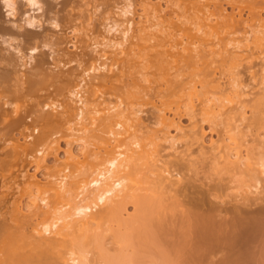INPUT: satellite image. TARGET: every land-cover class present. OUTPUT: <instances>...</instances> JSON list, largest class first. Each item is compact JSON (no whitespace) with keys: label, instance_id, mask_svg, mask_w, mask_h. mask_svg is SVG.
Returning <instances> with one entry per match:
<instances>
[{"label":"bare ground","instance_id":"obj_1","mask_svg":"<svg viewBox=\"0 0 264 264\" xmlns=\"http://www.w3.org/2000/svg\"><path fill=\"white\" fill-rule=\"evenodd\" d=\"M61 1L0 0V170L4 167V159L15 157V148L21 146L8 147L15 143L9 137L16 129L25 140L53 144L56 139L52 136L67 125L70 131L67 136L71 138L67 144L71 148L67 149L64 158L54 156V161L64 159L66 163L79 164L83 162L80 158L92 156L97 159L95 149L99 146L94 136L98 135L88 133L108 122L102 131L107 134L104 141L111 148L106 150L105 147V155L93 163L85 175L74 170L58 174L51 181L56 196L54 203L40 197L30 204L16 205L11 221L22 242L17 253L19 261L27 264H88V252L80 243L76 248L60 250L58 240L73 236L80 240L91 233V242L104 251L103 236L110 231L121 248L112 243L113 253H102L105 264H264V183L259 191H252V188L258 189L256 184L264 174V153L258 151L253 157L248 147L241 153L238 147H230L235 140L231 135L224 138L232 142L225 144L228 152L223 157L207 156L211 148L205 152L200 145L195 155L192 151L180 154L174 150L167 159L156 148L157 140L175 148L177 138L164 130L171 125L175 126L180 138L189 136L195 142L203 134L201 126L195 130L199 123L210 122L211 129L215 123L222 124L230 134L250 128L245 97L251 95L252 88L239 80V67L253 56L252 53L244 55L246 48L259 49V55L264 53V17L256 11L264 0H115L113 8L124 17L125 27L118 30L120 24L111 21L104 24V31L108 34L118 31L120 40L105 37L106 41H98L85 33L91 41L92 51H97L101 45L111 50L114 58L108 62V57L103 59L102 54H97L94 65L84 70L76 88L68 91L67 98L76 104L73 118L68 120L58 116L64 111H56V114L48 111L53 106H61L53 99V94L37 103L36 109L20 113V105L31 104V96L39 92L31 91L39 81H23L25 72L21 68L30 71L29 75H37L44 64L37 54L53 48L55 34L50 31L62 28L58 16L65 4L62 3L60 10V5L56 7ZM107 1L94 3L90 14H95ZM137 10L142 11L146 20L136 31L132 17ZM244 11L249 16L254 15L257 23L244 30L241 40H236L231 35L239 29L237 24L246 23L247 19H242ZM146 22L149 23L144 25ZM71 30L77 31L75 27ZM252 33L256 35L252 37L251 46L248 35ZM122 54L130 56L132 63L128 64L129 59L120 60ZM122 60H126L129 76L134 74L131 70L137 68L134 71L139 75L136 82L149 81L148 77L155 73L164 81V90L188 89L186 98L176 102L174 108L163 102L154 106L157 114L152 123L163 127L152 130L149 135H137L143 127L146 132L149 129L147 124L142 125L139 115L142 110L134 108L133 100L123 102L119 98L99 107L81 92L80 87L86 84L87 77L88 80L102 78L103 82L118 81L125 85L127 82L120 79L122 67L118 71L120 75L114 71ZM250 68L249 65L246 70ZM185 70H190L189 74L193 76L215 74V70L220 75L225 74L224 70L230 74L226 76L227 81L221 76L213 79V84L199 81L204 91H211L199 97L197 85L189 84L193 79L186 82L181 79ZM90 71L100 74L90 75ZM12 78H15V84L10 83ZM259 83L264 86V74ZM23 84L28 91H22ZM186 84L189 85L186 87ZM149 88L142 87V91ZM164 110L173 113L171 120L167 119ZM183 111L190 120L189 131L180 124ZM29 116L33 117L31 129L25 124V118ZM174 116L178 121H174ZM35 128L40 131L37 136L32 133ZM160 132L162 136L158 135ZM72 141L82 143L80 148L77 147L79 152L77 148L73 149ZM33 151L37 164L46 161L44 155L48 153L42 148ZM251 159L254 161L249 163ZM139 162L147 170L144 181L131 179L132 170ZM225 174L228 177H223ZM245 175L251 181L244 183L247 187L244 193L254 194L253 199L246 198L241 192L243 187L237 185L231 187L233 196L215 194L214 190L221 188L223 183H233ZM2 185L4 181L0 179ZM189 189L194 190L198 198L190 197ZM128 203L133 205V213L127 214L126 218L131 221L133 214L139 213L144 234L142 248L133 252L122 248L134 238L132 229L121 233L111 225L104 227L109 216L121 218V211L126 210ZM24 207L30 211L24 213ZM38 212L46 215V221L35 224L33 234H25V224ZM3 227L10 228L0 216V231Z\"/></svg>","mask_w":264,"mask_h":264},{"label":"rangeland","instance_id":"obj_2","mask_svg":"<svg viewBox=\"0 0 264 264\" xmlns=\"http://www.w3.org/2000/svg\"><path fill=\"white\" fill-rule=\"evenodd\" d=\"M98 1L99 0H62L56 5V7H59L60 5V10L62 3L65 4V9L60 10L58 16V21L62 28L57 31H50L55 34L53 37V48L51 50L46 48L43 52L37 54V57H41L44 60V64L39 67L37 75H29L31 73L30 71L28 72L26 71L27 69L24 70V68H21V71L25 72V75L22 77L23 81L26 82L30 79L39 81L38 84L32 86L31 90L39 92L31 96V104L27 106L19 104L20 107L18 108V112L23 113V110L36 109L37 103L41 102V100L48 95L52 97L53 94V99L58 100V102L61 103V106H58L57 108L53 106V108H49L48 111L52 113H55L56 111H64L63 115H57L68 120L73 118L72 114L76 104L74 105V101H71L69 98H67V95H69L68 91L76 88L80 78L84 74V70L94 65V60L99 56V54L103 55V57H101L103 59L108 57V62L114 58V55L110 53L111 50L101 45L98 46L97 51H92V46H89L91 41L88 36L85 35V33L87 32L90 37H93L98 41H104L105 37L109 39L120 40V33L118 31L109 34L106 33L104 31V24L106 22L110 23L111 21H116L118 25L120 24L118 30H122L125 27L124 17L118 15V10L113 8L115 0H108L105 5L99 7L95 14L91 15L90 10H93L92 5ZM227 8L228 11H230V7ZM256 11H259L261 17H264V2L259 3V7L256 9ZM141 13V10H137L132 17L134 22L133 28L136 29V31L146 20V18ZM246 13L247 11H244L242 16V19H247L246 23L237 24L236 26L239 27V29L234 35H231L236 40H241L245 35L244 30H249L251 26H254L257 23V21H255L256 17L254 15L249 16ZM140 14L141 16H139ZM148 23L149 22H146L144 25H147ZM73 27H75L77 31L73 32L71 30ZM157 34L160 35L159 32H157ZM255 35L256 33L248 35V44L251 46L253 41L252 37H255ZM132 40L135 41L136 39ZM247 50L249 49L246 48L244 55L247 53H252L253 56L247 63L243 62V66L239 67L241 72L239 80L242 81L243 84L247 85L248 88H252V91H250L251 95L245 97V102H247L246 116L248 118V124L250 128L247 130L243 129L241 132H233L230 134L226 133L224 125L222 124L215 123L211 129L210 122L199 123L195 130L201 126L203 134L202 138L195 142L194 140H191L189 136L180 138L176 129L174 128L175 126H168L164 130L168 131L170 136H175L178 141L175 145V148H170L168 143L164 142L163 140H157L158 145L156 148L163 158H170V155L175 153V151L177 153L180 152V154H187L192 151L193 155H195L200 145H202L203 151L205 152H208L209 148H211V150H209L207 153V156L214 154L223 157L228 152L225 144L232 142L224 140V138L229 135L235 137V140L231 143L230 147H238V151L241 153L246 152V147H248L249 151H252L251 154L253 157L256 156L258 151L262 154L264 153V86L259 83L261 82V76L264 74V53L259 55V49H250V52H247ZM119 59H129L127 61L129 62L128 64L132 63L130 62V56H126L124 54L119 56ZM57 61L60 62L56 63ZM124 61L126 62V60H122L119 62V64L117 63L118 65L114 71L118 73L120 67H122L123 71L121 73L122 76L120 79L123 82H127L125 85L118 81H114L112 84L111 82H103L102 78L88 80L87 77L86 84L80 87L81 92H83L87 100L94 101L96 106L99 107L106 106L109 103H114L120 99H122L123 102L133 100L134 103H136L134 104V108H140L142 110V113L139 114L143 121L142 125L145 126V124H147V128L149 129V131L146 132L144 131L146 128L143 127L142 132H138L137 135H149L153 133L152 130L163 127L162 125L152 123L155 115L157 114L155 107H158L160 103L163 102L169 103L171 107L174 108L176 102L182 101L186 98L185 94L188 93V89H185L184 91L164 90V81L161 79V76L156 75L155 73L148 77L149 81L136 82V76L138 77L139 75L137 73L135 74L134 71L137 70V68L132 69L131 71L134 74L129 76V73H127L128 66ZM55 64L58 65L55 66ZM249 65L251 68L246 70V67ZM215 71V74L211 75L200 74V76H193L189 74L190 70H185V74L181 77V79H183L185 82L193 79V81L189 84L195 83L197 85L196 92L199 94V97H204L205 95L210 94L211 91H204L205 88L202 89L200 87L199 81H202L205 84H213V79L219 76H221L222 79L225 78L226 80H224L227 81L226 76L230 74V72H227L226 70H224L225 74L222 75H220L218 70ZM170 72H172V70ZM93 73L100 74L99 72L90 71V75ZM116 75H120V72ZM224 80H220V82H223ZM10 83L15 84V78H12ZM188 85L186 84L185 86L187 87ZM146 86H149L151 89L149 88L147 91H142V87ZM120 87H122V89H119ZM25 88L26 85L24 86L23 84L22 91H28ZM158 88L160 91H157ZM126 89L131 91H121ZM248 99L251 100L249 101ZM137 103H140V105ZM251 110H253V113H251ZM164 111L167 119L171 120L173 113L168 110ZM31 118L33 117L29 116L25 118V124L30 125V129L32 128ZM174 121H178L177 116H174ZM180 124L185 127V131H189L190 120L184 111L180 117ZM65 126L66 127L62 128L61 132L52 136V138L56 139L55 143L53 144H48L49 142L39 144L35 143V141L32 139L25 140L18 134V129L13 132L14 135L9 137L15 143H12L8 147H13L15 145L21 146L15 148L17 151V155L15 157L4 159V167L0 170V179L4 181V185L0 186V216L5 221V223L10 226V228L3 227L2 231H0V264H27L20 262L17 256L22 242L20 240V234L18 233L19 231L14 228V223L11 221L16 205L21 206L24 204H30L33 200H36L40 197H46L48 201L54 203L56 201V196L54 195V191L51 189V181H53L54 178L58 176V174H62L64 172L69 173L74 170L75 173L83 172L85 175L87 174L86 170L90 169L92 164L96 163L99 158L105 155V151L111 148V145L105 142L107 134L103 133L102 131V129H106L108 126V122H106L105 125L100 129L88 133L90 135H98L94 136V140L97 142L100 148L95 149V152L98 156L97 159H94L92 156L80 158V160L83 162L79 164L66 163L63 161L64 159H61L60 162H55L54 158L57 157L56 155H58V158H64L67 149L69 147L71 148V146L67 144L69 140L71 141V138L67 136L70 131L67 130V125ZM32 133L33 135L37 136L40 131L38 128H35ZM9 135L10 134H8V136ZM158 135L162 136V132H160ZM75 142L72 141L71 144L72 147H74L73 149H76L77 147L80 148V144L82 143L77 141ZM190 143H192L191 146L189 145ZM40 148H42V150L48 154L44 155L46 161L37 164V159L33 155V150ZM79 148L76 149L77 152H79ZM7 149L8 148H5V150ZM232 152H234V150ZM253 161L254 159H251L249 163ZM143 167L144 165L139 162L138 165L132 170L131 179L136 181H144L147 170ZM223 177L228 176L225 174ZM260 178V181L256 184L258 189L252 188V191L256 192L261 189V184L264 183V174H261ZM225 181L226 180L223 182ZM250 181L251 179L248 177V175H245L233 183H223L221 188L214 190V192L216 195L222 197L225 195L233 196L235 193L233 192L234 189L231 190V187L237 185L244 188H241V192L243 191L242 193L246 198L253 199L255 196L254 194L244 193L247 188L245 187L246 184L244 183ZM197 184L198 183H196V185ZM189 191L191 193L190 197L193 196V199L198 198L196 194H194V190L189 189ZM29 211L30 210H27L24 207V213H28ZM131 213H133V205L128 203L126 205V210L121 211V218L118 219L116 217L109 216L108 221L104 225V227L111 225L112 229L119 230L121 233L126 230H133L132 236L134 238L130 243H128V245H124V247H122L126 249L127 252L140 250L143 245L142 237L144 236L141 231L142 221L139 218V213L133 214L132 220L130 221L126 218V216L127 214ZM45 218H47L46 215H42L41 212H38V215L33 216L30 222L25 224L24 233L27 235L33 234V226L42 222L45 220ZM129 222H131L130 227ZM104 235L103 248L106 251H100V249L91 242V233L80 240L77 239V236H73L71 239L60 238V240H58V249L63 250L64 248L69 247L76 248V246L80 243L82 248L88 252L86 256V261L88 264H105L102 253H113L111 249L112 243L118 248H121V245L118 244L113 232L108 231ZM109 248L111 251L108 250ZM178 260L181 261L182 258H179Z\"/></svg>","mask_w":264,"mask_h":264}]
</instances>
